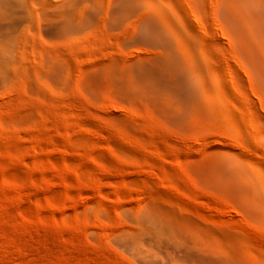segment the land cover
Here are the masks:
<instances>
[{"label": "rangeland", "instance_id": "1", "mask_svg": "<svg viewBox=\"0 0 264 264\" xmlns=\"http://www.w3.org/2000/svg\"><path fill=\"white\" fill-rule=\"evenodd\" d=\"M165 1L195 21L186 65L215 119L175 122L114 80L156 56L129 40L140 9L0 0V264H264L259 54L219 0Z\"/></svg>", "mask_w": 264, "mask_h": 264}, {"label": "bare ground", "instance_id": "2", "mask_svg": "<svg viewBox=\"0 0 264 264\" xmlns=\"http://www.w3.org/2000/svg\"><path fill=\"white\" fill-rule=\"evenodd\" d=\"M203 1L206 2V0ZM204 2H202V5ZM254 3V0H219L222 24H224V26H221L223 29H227V32L228 30H234L237 34L246 36L248 47L251 48L252 46L254 51L259 54V61H257L259 75L264 79V4L258 6ZM193 4H195L196 8L199 7L197 0ZM174 8L165 0H156V3L152 2V0H116L110 6V12L116 20L131 17L140 9L142 11L140 16L137 17L135 22L133 20L134 29L133 33L129 34V40L132 43L141 42L156 52V54L152 55H156L153 60L140 62V68L136 67L137 70L127 69L130 71L126 72L125 75H118V70V74H114V80L119 86H122L124 91H127L125 95L133 94L135 96L139 94L141 97H146V100L150 101L151 99L152 103L154 101L158 108L175 122H183L188 117H193L204 110H207L214 118L219 109L214 104H209L202 100L201 97L205 92L191 80L189 66L186 65V61L193 59L194 52L185 46L184 41L188 36L187 32L190 31L189 28L194 25L195 21H190L189 16H187L188 12L186 13L181 9L176 11V8ZM174 16H176L175 19L173 18ZM118 23L120 24V22ZM202 29L204 28L202 27ZM197 33L200 34L201 32L199 33L198 31ZM206 34L209 35L208 33ZM135 66H137V63ZM111 77L113 76L111 75ZM262 81L264 83V80ZM262 92L264 96L263 89ZM245 102L248 104V101ZM238 168L256 184L257 188L261 187V184H257L254 180L256 177L254 172L243 165H239ZM254 200L264 207V198L254 197Z\"/></svg>", "mask_w": 264, "mask_h": 264}]
</instances>
